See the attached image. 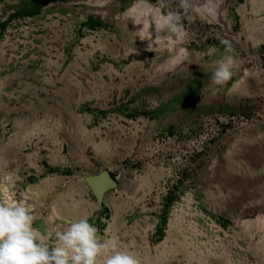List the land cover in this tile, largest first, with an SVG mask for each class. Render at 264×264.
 I'll use <instances>...</instances> for the list:
<instances>
[{
    "label": "rangeland",
    "instance_id": "rangeland-1",
    "mask_svg": "<svg viewBox=\"0 0 264 264\" xmlns=\"http://www.w3.org/2000/svg\"><path fill=\"white\" fill-rule=\"evenodd\" d=\"M191 4L0 0V177L50 244L87 217L140 264H264V0ZM150 6L181 11L183 42L153 26L148 49Z\"/></svg>",
    "mask_w": 264,
    "mask_h": 264
},
{
    "label": "clouds",
    "instance_id": "clouds-1",
    "mask_svg": "<svg viewBox=\"0 0 264 264\" xmlns=\"http://www.w3.org/2000/svg\"><path fill=\"white\" fill-rule=\"evenodd\" d=\"M179 9L186 14L191 0H178ZM150 6L131 17L141 40L149 41L148 49L154 43H161V33H167L169 45L181 43L186 35L182 13L177 10L164 12ZM226 53L233 47L228 40H222ZM236 61L233 55H225L217 62L212 74L216 85L227 84L234 75ZM16 181L11 174L0 177V264H140L139 259L127 250H122L115 237L104 240L97 226L89 223L87 217L69 223L63 231H56L55 243L33 226L36 219L33 207L18 199Z\"/></svg>",
    "mask_w": 264,
    "mask_h": 264
},
{
    "label": "water",
    "instance_id": "water-1",
    "mask_svg": "<svg viewBox=\"0 0 264 264\" xmlns=\"http://www.w3.org/2000/svg\"><path fill=\"white\" fill-rule=\"evenodd\" d=\"M87 183L98 201H101L104 193L116 187V181L107 171L87 178Z\"/></svg>",
    "mask_w": 264,
    "mask_h": 264
},
{
    "label": "bare ground",
    "instance_id": "bare-ground-1",
    "mask_svg": "<svg viewBox=\"0 0 264 264\" xmlns=\"http://www.w3.org/2000/svg\"><path fill=\"white\" fill-rule=\"evenodd\" d=\"M62 210H63V208H62ZM63 213H64V212H63ZM67 213H68V212H67ZM64 214H65V213H64ZM64 214H63V215H64Z\"/></svg>",
    "mask_w": 264,
    "mask_h": 264
}]
</instances>
